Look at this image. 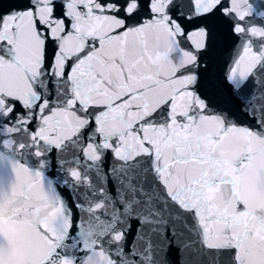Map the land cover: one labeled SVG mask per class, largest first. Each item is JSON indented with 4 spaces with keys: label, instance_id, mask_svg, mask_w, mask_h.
<instances>
[{
    "label": "snow or ice",
    "instance_id": "snow-or-ice-1",
    "mask_svg": "<svg viewBox=\"0 0 264 264\" xmlns=\"http://www.w3.org/2000/svg\"><path fill=\"white\" fill-rule=\"evenodd\" d=\"M264 0H0V264H264Z\"/></svg>",
    "mask_w": 264,
    "mask_h": 264
},
{
    "label": "clouds",
    "instance_id": "clouds-1",
    "mask_svg": "<svg viewBox=\"0 0 264 264\" xmlns=\"http://www.w3.org/2000/svg\"><path fill=\"white\" fill-rule=\"evenodd\" d=\"M259 219V215L255 217L254 222L249 224V228L254 233L264 234V220H260L258 223L255 222ZM8 259L12 262V264H24L26 254L18 248H12L8 253Z\"/></svg>",
    "mask_w": 264,
    "mask_h": 264
}]
</instances>
